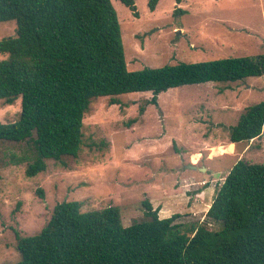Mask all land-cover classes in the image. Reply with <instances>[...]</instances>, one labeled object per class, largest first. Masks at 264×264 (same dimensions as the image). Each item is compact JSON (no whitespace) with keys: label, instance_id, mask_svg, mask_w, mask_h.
<instances>
[{"label":"trees","instance_id":"trees-1","mask_svg":"<svg viewBox=\"0 0 264 264\" xmlns=\"http://www.w3.org/2000/svg\"><path fill=\"white\" fill-rule=\"evenodd\" d=\"M117 1L137 17L134 0ZM8 21L15 35L0 39V101L20 98V113L0 123V141L25 144L17 162L27 164V178L44 172L47 160L77 156L93 100L115 105L118 96L147 92L146 103L156 105L169 89L264 75V54L128 70L111 0H0V23ZM263 125L261 101L244 109L229 142L258 139ZM142 208L143 219L124 227L117 207L81 212L80 202L57 203L38 234H16L19 260L12 264H264L262 164L238 160L202 221L176 222L178 213L159 218L148 200Z\"/></svg>","mask_w":264,"mask_h":264},{"label":"rangeland","instance_id":"rangeland-1","mask_svg":"<svg viewBox=\"0 0 264 264\" xmlns=\"http://www.w3.org/2000/svg\"><path fill=\"white\" fill-rule=\"evenodd\" d=\"M134 2L137 17L111 0L128 70L264 54V0H158L153 11L149 0ZM177 8L184 14L173 15ZM14 30V21L0 23V39ZM150 98L144 92L118 96L115 105L107 97L93 100L77 156L63 164L47 160L32 178L17 162L25 144L0 141V264L19 260L16 234H38L62 201L80 202L81 212L117 207L124 227L143 219L144 200L159 218L178 213L176 222L202 221L238 160L264 165V125L258 139L226 147L244 109L264 101V75L169 89L156 105L146 103ZM19 113L20 98L0 101V123L15 122ZM189 160L205 170L188 169ZM191 180L205 185L195 189Z\"/></svg>","mask_w":264,"mask_h":264},{"label":"crops","instance_id":"crops-1","mask_svg":"<svg viewBox=\"0 0 264 264\" xmlns=\"http://www.w3.org/2000/svg\"><path fill=\"white\" fill-rule=\"evenodd\" d=\"M242 143H244V142H242ZM233 145V147L236 145V144H233V143H228L227 144V146L226 147H229V145ZM239 144V143H238ZM197 155H199L198 153H196ZM193 155H195V154H193ZM192 155V156H193ZM191 156V157H192ZM199 160V159H198ZM198 162V161H197ZM189 164H191V165H195L196 163H194V164H192V162H191V160H189ZM203 169H205V168H203ZM198 170H200V169H198ZM193 171V170H192ZM192 178H193V176H192ZM204 180V179H203ZM200 181L199 183H196V182H192V180H191V183L189 184V186H193V187H195V189H197L196 187L197 186H201V185H205V182L204 181ZM211 185H209V186H207V188L202 192V193H204L206 190H208V189H211V187H210ZM197 195H200V194H197ZM209 206H210V204L208 205V208H209ZM208 210V209H207Z\"/></svg>","mask_w":264,"mask_h":264},{"label":"water","instance_id":"water-1","mask_svg":"<svg viewBox=\"0 0 264 264\" xmlns=\"http://www.w3.org/2000/svg\"><path fill=\"white\" fill-rule=\"evenodd\" d=\"M187 168H188V169H192V170L198 169L195 165H191V164H189V165L187 166ZM200 170H203V169L200 168ZM204 170H205V169H204Z\"/></svg>","mask_w":264,"mask_h":264}]
</instances>
